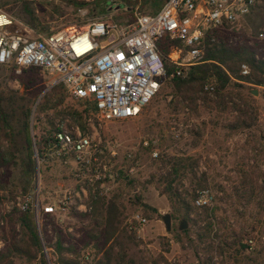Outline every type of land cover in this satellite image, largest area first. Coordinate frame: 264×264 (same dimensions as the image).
Returning a JSON list of instances; mask_svg holds the SVG:
<instances>
[{
	"label": "rangeland",
	"instance_id": "1",
	"mask_svg": "<svg viewBox=\"0 0 264 264\" xmlns=\"http://www.w3.org/2000/svg\"><path fill=\"white\" fill-rule=\"evenodd\" d=\"M67 1L0 0V10L30 28L33 35L85 26L96 20L110 21L116 29L129 31L134 27L135 14H151L158 2L133 0L137 6L131 10L120 0H108L104 13L93 16L88 10L75 11ZM262 31L264 0H257L255 8L240 20V32L249 39L248 44L259 42L264 52V39L258 37ZM219 33L224 34L225 29ZM259 57L258 52L256 59ZM245 88L218 94L215 90H203L184 97L167 81L139 116L106 121L97 130L101 145L107 152L117 154L115 162L121 176L127 177V181L121 178L112 184L108 196L117 195L116 201L121 206V233L142 237H134L129 242L131 261L264 264V86L245 84ZM253 90L258 92L256 96L251 94ZM247 92L252 100L241 97ZM67 107L84 111L86 120L95 119L92 102L75 99L63 85L41 70L26 69L17 75L12 69L0 66V154L12 156V163L0 166V240L3 243L0 253L20 238L18 213L22 211L16 204L28 197L32 198L28 211L33 215L41 241V254L36 260L27 263L26 259L16 257L11 260L13 264H39L40 257L46 264H60L61 258L77 264H96L84 241L93 232L92 210L79 213L72 208L66 214L41 215L38 223L34 216L36 201L43 206L56 203L66 190L75 187L72 162L64 165L59 160L39 161L34 155L35 142L42 130L50 129L49 120L56 127L77 126L70 116L56 114ZM26 128L33 152L31 159ZM84 133H88L87 127ZM146 140L156 143L145 147ZM127 154L138 160L132 173L126 171L130 166L125 159ZM165 156L192 164L191 170L172 185L191 204L189 221L182 219L181 213L176 212L178 205L164 193L161 178L169 169L158 158L165 160ZM201 178L205 179L203 189L196 185ZM202 190L210 192L212 202L198 208L192 202ZM135 196H140L141 204L153 211L145 213L136 204ZM164 214L171 216L169 232L162 223ZM134 216H141L147 222L131 229ZM181 222L185 223L183 230H179ZM58 240L67 250L56 249ZM237 240L247 244L248 249L237 252ZM43 248L47 250V258ZM84 253L90 254L89 262H82Z\"/></svg>",
	"mask_w": 264,
	"mask_h": 264
},
{
	"label": "built area",
	"instance_id": "2",
	"mask_svg": "<svg viewBox=\"0 0 264 264\" xmlns=\"http://www.w3.org/2000/svg\"><path fill=\"white\" fill-rule=\"evenodd\" d=\"M256 4L257 0H167L156 14L136 13L129 31L116 29L110 21L96 20L85 26L34 35L30 28L0 10V66L17 75L22 70L39 69L75 99L92 102L95 111V119L86 120L88 133L78 126L68 129L59 125L52 144L40 152L43 160H59L64 165L72 162L75 187L66 190L56 203L43 206L36 201V222L41 215L66 214L72 208L88 213L92 202L107 196L110 186L124 176L115 162L117 154L107 152L97 137L102 123L139 116L165 81L184 79L191 66L203 63L200 44L206 31L220 32L228 25L239 33L240 20ZM258 37L264 39V31ZM162 38L180 43L167 55L166 60L175 67L169 74L157 45ZM240 74L249 75L246 65L240 66ZM214 86L215 80L209 79L203 90L213 92ZM155 143L146 140L143 145ZM34 155L39 160L37 148ZM125 159L130 164L126 171L134 172L138 160L131 154ZM31 201L28 197L16 206L25 212L31 209ZM211 202L210 192L202 190L193 204L202 208ZM133 222L131 229L147 221L134 216ZM42 253L47 258V250L43 248ZM90 260L89 253L82 254V262Z\"/></svg>",
	"mask_w": 264,
	"mask_h": 264
},
{
	"label": "trees",
	"instance_id": "3",
	"mask_svg": "<svg viewBox=\"0 0 264 264\" xmlns=\"http://www.w3.org/2000/svg\"><path fill=\"white\" fill-rule=\"evenodd\" d=\"M120 1L127 5L131 10L137 6L136 1L133 0ZM166 1L167 0H158L155 9L151 14H156ZM67 2L75 9V11L81 9L88 10L93 16L103 14L105 8L109 4L108 0H68ZM224 29V34H220L217 31L211 33L210 31L205 32L200 44V48L203 52V63L191 66L184 79L173 78L167 80L178 94H183V96L185 95L184 97H187L186 94H194L197 91H203V88L209 79L215 80L214 90L217 94L221 92L232 93L237 89L241 91L246 89L245 84L264 86V52L261 51L262 47L260 43L252 42L251 44H248L249 39L242 32L237 33L234 30H230L228 25H226ZM157 45L164 62L166 73L169 74L175 67L166 60L167 55L171 47H178L180 46V43L178 41H169L167 38H162ZM258 52L260 57L259 59H256V54ZM242 64H246L250 68L249 76L245 77L240 74V66ZM241 97H245L247 100H252V96L249 92H247L245 96L241 95ZM155 100L156 98L153 99L151 103ZM59 103H62V100H59ZM84 113V111H79L73 107H67L61 111H56L57 115L62 114L70 116L73 123L79 126L83 132L86 129V117L84 116ZM3 120L6 125L7 120L5 118ZM48 123L50 129H43L41 137L35 142L39 153V161L43 160L40 152L52 144L53 135L57 130V127L54 126L52 121L49 120ZM26 133L29 158L31 159L33 152L27 128ZM11 158V154L10 157H4L0 154V166L12 163ZM163 159L164 158H158V160L165 163V167L169 169L165 176L161 178V182L165 184L164 193L168 195L170 200H173L178 205L176 212L181 213L182 219L189 221V215L192 211L191 204L185 197H183L185 194L182 195L178 190H174L172 185L175 180L183 178L188 169L191 170L192 164H190L191 166L186 164L183 159H166V156L165 160ZM31 163L33 166L34 161L31 160ZM33 171L34 169L32 167V174ZM123 178V181H127V177ZM31 179L32 177L30 175L29 180ZM204 181L205 179L201 178L196 184L199 189L205 188L202 184ZM29 183L30 182L28 181V185H30ZM129 184H131V182ZM108 195L100 197L92 202L91 221L93 232L88 235L94 236L95 234H102L106 239H109L108 237L121 233V226L123 224V220H121V206L116 201L117 195L115 196L113 193L112 196ZM140 200V196H135L136 204H140L145 213L153 211L148 205L141 204ZM18 223L20 226V238L12 242L6 248L5 252L0 253V264H13L11 260L16 257L24 258L27 263H30L36 260L41 254V241L31 211L18 213ZM241 240L242 238L240 241ZM240 241L237 240L235 244V246H237V252L240 250H247L249 247L247 244H241ZM56 249L58 251L67 250L62 247L60 240L56 243ZM38 262L39 264H46L43 257H40ZM60 264H77V262L67 261L61 258Z\"/></svg>",
	"mask_w": 264,
	"mask_h": 264
},
{
	"label": "crops",
	"instance_id": "4",
	"mask_svg": "<svg viewBox=\"0 0 264 264\" xmlns=\"http://www.w3.org/2000/svg\"><path fill=\"white\" fill-rule=\"evenodd\" d=\"M134 237H137V239L142 238L139 234L131 236L127 233H121L106 239L102 234H95L85 238L84 241L88 243L87 248L92 252V258L96 259V264H124L128 261V264H139L137 260L135 262L131 261L128 256L129 242Z\"/></svg>",
	"mask_w": 264,
	"mask_h": 264
},
{
	"label": "water",
	"instance_id": "5",
	"mask_svg": "<svg viewBox=\"0 0 264 264\" xmlns=\"http://www.w3.org/2000/svg\"><path fill=\"white\" fill-rule=\"evenodd\" d=\"M251 94L256 96L258 94V92L256 90H253L251 92ZM162 223L164 225L165 231L169 232L171 230V216H170V214H164L162 216ZM184 224H185L184 222H181V225L179 226V230H183L185 228Z\"/></svg>",
	"mask_w": 264,
	"mask_h": 264
}]
</instances>
